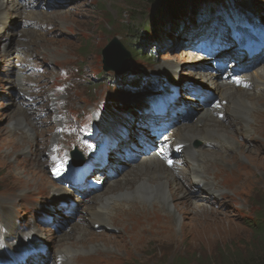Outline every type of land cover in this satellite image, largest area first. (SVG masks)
Returning a JSON list of instances; mask_svg holds the SVG:
<instances>
[{
    "label": "rangeland",
    "instance_id": "rangeland-1",
    "mask_svg": "<svg viewBox=\"0 0 264 264\" xmlns=\"http://www.w3.org/2000/svg\"><path fill=\"white\" fill-rule=\"evenodd\" d=\"M143 7L145 5L137 0H31L30 4L10 14L8 21L0 20V242L11 248L39 240L48 247L46 254L29 259L27 264H80L79 257L98 254L117 256L123 264H221L226 260L224 256L231 253H241L244 258L246 255L264 256V238L252 232L254 225L259 224L257 220L264 216V139L240 133H235L236 141L233 137L207 136L202 131L203 120L194 124L196 117L193 116L191 122L185 124L191 126L195 137L192 149L200 155L201 167H210L206 172L202 169L201 177L214 197L181 179L177 188L183 196L176 197L170 206L160 200L151 204L134 196L124 198L122 187H126L129 170L144 164L129 163L126 155L116 162L115 157L126 149L117 142L111 145L113 155L108 156L107 171L100 173L101 187L76 192L53 180L50 165L55 150L52 154L49 149H52L56 127L62 128L57 133L56 154L61 148L60 151L73 150L85 155L73 140V134L66 136L64 126L67 124L81 125L90 121L104 125L101 123L108 120L99 134L105 137L114 132L109 124L116 116L108 112L107 106L113 99L114 88L120 87L100 81L105 74L101 69V51L113 38L123 41L122 24L136 26L145 20L148 13H140ZM176 18L170 29L165 30L163 26L158 29L160 44L150 46L156 61L150 69L143 67L152 73V78L153 73L164 78L169 75L171 82L183 84L180 88L184 92L186 82L208 84L201 76L207 75V70L213 75L217 70L228 73L230 69L225 64L232 48L226 47L234 46L233 39L228 40L230 45L222 44L227 40L226 32L216 29L213 21H198L199 17L194 18L192 13L181 12ZM225 19L221 20L226 23ZM205 41H210L205 44V51L211 49V53L208 59L197 62L196 51ZM230 59L239 60V57ZM253 61L242 67L251 66ZM199 64L201 67L197 66ZM262 67L264 61L247 73ZM106 74L107 79L114 75ZM151 82L155 84L154 80ZM51 96L56 98L55 115L50 106ZM188 101L187 97L180 100L186 105ZM142 104L140 101L133 108L124 109L125 116L131 112L130 118L134 119L125 132L131 139L139 137L140 126L133 113ZM147 107L145 104L144 108ZM260 112H264V105L254 101L250 113ZM55 116L57 121L53 120ZM231 121L229 118L223 124ZM252 122V117L248 118L243 127L251 126ZM237 124L240 122H234L233 126ZM205 139L218 141L219 146L214 150ZM240 146L242 149L238 148ZM257 148H261L262 157L249 160ZM186 167L194 174L193 164L186 162ZM56 174L66 176L67 171L56 167ZM114 187L119 189L113 192ZM55 188L67 192V197L63 195L67 198L66 208L59 206L58 195L53 192ZM130 202L143 203L148 213L158 204L160 213H168L169 219L152 218L133 228L127 222L104 229L91 224L90 212L104 209L108 212L114 206ZM69 203L74 207L70 208ZM203 209L228 212L229 217ZM49 215L53 216L50 223L46 221ZM10 221L14 223L13 234L5 230ZM130 229L137 231L129 234ZM84 231L103 235L86 239L88 244L79 248L78 236ZM121 235L122 241L114 238ZM65 248L72 249L68 261L57 255Z\"/></svg>",
    "mask_w": 264,
    "mask_h": 264
},
{
    "label": "bare ground",
    "instance_id": "bare-ground-1",
    "mask_svg": "<svg viewBox=\"0 0 264 264\" xmlns=\"http://www.w3.org/2000/svg\"><path fill=\"white\" fill-rule=\"evenodd\" d=\"M11 2L8 3L5 2V0H0V20L3 22L8 21L10 14H12L13 12H17L20 9V7H22L23 5L30 4L31 0H12ZM30 16L32 17V15ZM200 61H202V59L197 58V62ZM256 65L257 64H254L252 68L255 67ZM197 66L201 67L200 64ZM190 69H194V67H191ZM172 70H174V68ZM207 72H208L207 75H201L203 78H206V82L208 83L206 85L209 86V88L214 91V93L216 94L217 98L220 101H225L227 104L222 108L221 111L218 112L213 107H206L204 105L202 106V110L198 117L201 119L208 120L203 123L202 131L206 135L212 134L217 136L221 135L225 137H229V135H231L234 138V133L229 132L230 128L223 125L224 121L228 120L230 116H233L234 118L242 122L244 126V124L247 122V119L252 117L253 122L251 126L247 125L241 128L236 127L232 131L247 136L250 135L252 138L258 140L264 138V112L250 113L249 110L252 108V104H251L252 100H257L258 104H264V67L257 68L249 74L246 73L245 75H241L242 77L247 78V81L245 80L246 82L251 83V87L249 90L234 88V86L228 82L229 79L222 80V78L219 77L218 71L215 75H213V73L209 72L208 70ZM51 99H54V97H52ZM220 112L224 114V119L222 121L219 120L218 118H214V114L216 115L217 113ZM182 122L183 119H180L177 122L172 138H174V140H176L177 143L186 145L185 156L187 157H182V160L186 159V161L189 160L191 163H194L195 157L198 156V154L196 152H193L191 148L193 141L195 142V137L191 133V126L186 124L183 125ZM206 142L212 144L214 149L216 148V146H219V143H217L216 141L207 140ZM238 148L242 149L241 146ZM228 149H232V148L228 147ZM260 149L261 148H257L254 151V154L250 155L248 159L251 160V159H256V157L259 156L262 157L259 154ZM215 156H217V154H215ZM163 164L159 159H154L148 161V163L145 166L130 169L128 175L125 177L127 178L126 187H122V189H124V191L122 192L124 198H129L130 196H134L143 202H150L151 204H153V202L157 203V200H160L164 205L166 204L167 206H170L171 202L176 197L177 198L178 196L182 197L183 193L179 191V188H177L178 186L176 185L175 181L178 174L182 175L183 177L185 176L188 177L187 169L185 172L184 168L178 167L177 169L172 171L166 168L165 164L164 165ZM252 166L254 165L252 164ZM199 168L200 165L198 162L196 175L191 181L199 184L201 188L206 190V192L210 196L214 197L211 194V190L208 188V186H206L203 181L199 182V177L201 176V172L198 171ZM208 169L209 167L206 166L204 168V171H207ZM221 175L222 174H219L220 178ZM118 189L119 187H114L112 188V191L114 192ZM53 192L59 197H62V199L64 200L67 199L65 198L67 197V193L62 192L60 188H55ZM63 195H65V197ZM157 205L156 204L153 205L152 212L150 213H148V211L146 210V206L143 205V203H136V202H130L128 204L125 203L124 206L122 205L114 206L112 207L111 211L108 212L105 209L93 211L90 212V222L92 225H97V227H99L100 229H104L108 227L119 226L125 224V222L132 225L133 228L135 225L143 224L148 219H152V218H157L158 220H163V219L168 220L169 214L168 213L164 215L161 214L160 209L158 208L159 206ZM178 205L179 204H177L175 207L178 208ZM202 211H208L209 213L217 214L225 218L229 217L228 212L220 213L219 211H214V210L211 211V209L210 210L203 209ZM5 228L7 229L8 233L12 234L11 232L14 230V223L12 221L8 222L5 225ZM136 231L137 229H134L132 231L130 229L129 234L130 232L131 234H134ZM95 235H103V234H91L84 231L82 234L78 236L80 240L77 243V246H79V248H83V246L88 244L87 240L96 238ZM114 238L122 241L124 237L121 235L119 237H114ZM70 247H73V245L71 244ZM71 251L72 249L65 248L63 251L60 252L58 251L59 253L57 255L60 259L63 257L65 258V261L66 260L68 261ZM77 261L80 264H85V263L122 264V262H120L117 256L105 255V254H98L96 257H89V258L79 257Z\"/></svg>",
    "mask_w": 264,
    "mask_h": 264
},
{
    "label": "trees",
    "instance_id": "trees-1",
    "mask_svg": "<svg viewBox=\"0 0 264 264\" xmlns=\"http://www.w3.org/2000/svg\"><path fill=\"white\" fill-rule=\"evenodd\" d=\"M143 3L145 7L141 8L140 13L145 11V20L142 23H137L136 26L130 24H122L120 30L124 36L123 47L129 52L130 58L137 63H145L147 66H152L155 61L154 52L150 46L160 44L161 26L166 30L173 27L176 17L181 12L192 13L193 16H203L204 18H215L219 14L237 13L239 17L246 19L248 22L262 21L264 19V0H168L165 3L162 0H137ZM162 1V2H161ZM159 4V5H158ZM136 6V5H135ZM148 16V17H147ZM174 21V22H173ZM152 35H154L152 37ZM157 51V50H155ZM147 52H150L147 54ZM145 72L140 64L130 70L129 74L118 77L111 76L107 79L108 74H102L100 77L102 83H110L121 87L119 92L115 93L114 103L121 98L120 91L131 86V90L141 91V78H144ZM131 76V77H130ZM133 78H139L137 81ZM130 81V82H128ZM128 82V83H126ZM130 90V91H131ZM117 99V100H116ZM124 101L122 100V104ZM259 224L254 225L253 231L257 237L264 238V216L257 220ZM229 255V256H228ZM263 255V254H262ZM258 254L256 256H245L240 253L226 254V259L221 264H264V256Z\"/></svg>",
    "mask_w": 264,
    "mask_h": 264
},
{
    "label": "water",
    "instance_id": "water-1",
    "mask_svg": "<svg viewBox=\"0 0 264 264\" xmlns=\"http://www.w3.org/2000/svg\"><path fill=\"white\" fill-rule=\"evenodd\" d=\"M162 1L165 3V1L168 0ZM155 2L158 1L155 0L153 4ZM102 57L104 65L103 69L106 72L119 74L127 69L125 67L127 53L123 50V48L116 39H112V41L102 50ZM77 162H79V160L74 159L73 164H77Z\"/></svg>",
    "mask_w": 264,
    "mask_h": 264
},
{
    "label": "snow or ice",
    "instance_id": "snow-or-ice-1",
    "mask_svg": "<svg viewBox=\"0 0 264 264\" xmlns=\"http://www.w3.org/2000/svg\"><path fill=\"white\" fill-rule=\"evenodd\" d=\"M169 163H171V162L169 161Z\"/></svg>",
    "mask_w": 264,
    "mask_h": 264
}]
</instances>
